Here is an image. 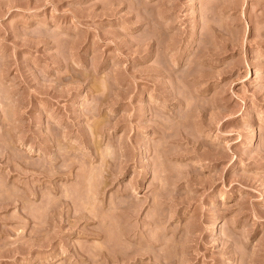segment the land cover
Wrapping results in <instances>:
<instances>
[{"label": "rangeland", "instance_id": "1", "mask_svg": "<svg viewBox=\"0 0 264 264\" xmlns=\"http://www.w3.org/2000/svg\"><path fill=\"white\" fill-rule=\"evenodd\" d=\"M0 264H264V0H0Z\"/></svg>", "mask_w": 264, "mask_h": 264}]
</instances>
